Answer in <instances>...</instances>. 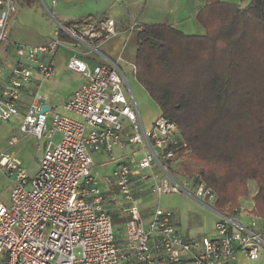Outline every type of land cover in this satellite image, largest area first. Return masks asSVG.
<instances>
[{
	"label": "built area",
	"instance_id": "2783aa9c",
	"mask_svg": "<svg viewBox=\"0 0 264 264\" xmlns=\"http://www.w3.org/2000/svg\"><path fill=\"white\" fill-rule=\"evenodd\" d=\"M14 11L11 0H0V128L17 121L20 132L45 143L33 175L18 157L0 151V168L14 174L8 202L0 199V264H232L240 251L249 260L264 254L263 218L252 213L243 224L220 212L213 189L197 174L179 170L186 143L177 124L158 113L145 128L117 63L90 66L68 41L111 36L113 19L58 24L47 42L15 43L2 57ZM62 48L71 50L65 67L82 77L63 101L74 116L53 111L38 91L52 76ZM16 140L12 135L8 144ZM128 144L140 158L130 154L118 161L109 180L93 170L94 153L114 160L113 147ZM111 185L127 204L122 235L115 233L105 206ZM149 191L184 193L203 204L216 216L214 232L184 236L173 211L159 205L144 214L138 200Z\"/></svg>",
	"mask_w": 264,
	"mask_h": 264
},
{
	"label": "trees",
	"instance_id": "16d2710c",
	"mask_svg": "<svg viewBox=\"0 0 264 264\" xmlns=\"http://www.w3.org/2000/svg\"><path fill=\"white\" fill-rule=\"evenodd\" d=\"M196 20L202 34L142 23L133 74L180 129L179 170L213 189L220 212L251 195L264 219V0L207 3Z\"/></svg>",
	"mask_w": 264,
	"mask_h": 264
},
{
	"label": "rangeland",
	"instance_id": "374dc122",
	"mask_svg": "<svg viewBox=\"0 0 264 264\" xmlns=\"http://www.w3.org/2000/svg\"><path fill=\"white\" fill-rule=\"evenodd\" d=\"M15 6V11L10 14L6 24L7 40L1 46V56L4 57L7 52H11L15 43L41 44L48 41L53 30L58 27L60 21H68L79 16L85 11L86 3H74L68 0H35L31 4L21 3L18 0H11ZM77 2V1H76ZM240 3H245L240 0ZM62 15V16H61ZM120 67L126 76L124 84L125 92L134 95L136 104L140 110V116L145 128H150L152 120L158 114L156 103L149 97L144 88L136 80L131 66L128 63H121ZM75 76L72 72L55 65L54 75L51 79L52 90L49 98L52 103L53 111L63 114H69L63 109V101L66 93L70 90L71 81ZM145 102V103H144ZM144 103V104H143ZM143 104V105H142ZM145 106V107H144ZM17 121L5 123L0 128V151H6L9 154L18 157L28 175H33L38 167V161L41 157V151L44 146V138L38 140L35 136L20 132ZM14 135L16 143L8 144V139ZM132 145H126L122 149L113 147V157L111 159L106 153H97L93 155V170L98 171L101 178L109 180L113 167L120 160H124L128 155L133 154L135 158L141 157L140 151H132ZM147 173V170H144ZM14 174L3 172L0 168V199L7 203L9 200V190L12 186ZM111 179V178H110ZM251 190L253 189L250 186ZM110 194L113 201L106 203V208L112 217V223L115 233L121 235V226L125 220L124 207L127 206L126 200L119 193L116 185H111ZM139 207H154L159 205L162 208H169L174 213L175 221L178 223L180 231L188 230L190 235L202 236L210 235L214 232L213 216L205 211L199 204L188 198L184 193L157 194L149 191L138 200ZM200 222L196 223V218ZM244 256L237 264H262L259 257L256 260Z\"/></svg>",
	"mask_w": 264,
	"mask_h": 264
},
{
	"label": "crops",
	"instance_id": "0c3cea01",
	"mask_svg": "<svg viewBox=\"0 0 264 264\" xmlns=\"http://www.w3.org/2000/svg\"><path fill=\"white\" fill-rule=\"evenodd\" d=\"M68 1H72L74 3H78V2L86 3L85 7L87 9L82 13H80L79 16L74 17L72 19H68V21L66 22L60 21L58 22L59 24L69 23L68 26H71V25H76L78 22H82V21L96 22L104 18H111L115 23V30H116L115 34L108 37L86 36L84 38V42H80V43H77V41L74 38L68 36L69 37L68 41L74 43L75 51L77 50L81 51L80 56L84 58L90 66H94L96 64L106 61L116 62L121 72L124 74V72L120 67L121 63L130 64L132 69L131 71L133 72L134 55L136 50V37L139 27L142 23H166L180 29L185 33L202 34L204 30L196 20V13L200 7H202L207 3L216 2V1H227V2L236 3L240 6H244L250 0H244L245 3L243 4L240 3V0H78L77 2L76 0H68ZM70 52L71 50L69 48H62L55 54L54 69H55V65L59 68L65 67V62ZM118 57H120L119 60H117ZM71 72L72 75L75 77L71 81L70 90L66 93L65 98L69 96L79 86V84L82 81V77L78 73L73 71ZM53 75H54V70L52 76L48 80L43 81L38 85V91L41 94L42 98L47 104L51 106L52 103L46 100V98H49L51 95L52 82H53V81L51 82V79ZM130 98L136 104L132 92L130 93ZM21 110L23 111V108H21ZM158 113H159V109H158ZM139 114H140V110H139ZM68 115L74 116L72 113H69ZM58 137L59 134H56L55 138L57 139ZM96 172L98 173V171ZM110 197H112L111 194H106V203L110 202L111 200ZM187 197L195 201L197 204H199L205 211L211 213V215L213 216V220L216 219V216L213 214L211 210H209L207 207H205L203 204L199 203L195 199L189 196ZM252 207H253V202L251 199V195L248 197L240 198L239 207L230 214L237 221L243 224H247L249 222L250 215L252 214L251 212ZM139 208L144 212V214H147L150 211V209L153 207L151 208L139 207ZM126 217L127 215L125 216V219ZM195 222L196 223L200 222L198 217L196 218ZM121 230H122L121 233L122 235L123 234L122 226H121ZM188 230H186L185 232L181 231V233L184 236H193L189 234ZM243 256L244 255L239 252L237 255V259L233 261L232 264H237V262H239V260ZM261 259H262V264H264V254L261 256Z\"/></svg>",
	"mask_w": 264,
	"mask_h": 264
},
{
	"label": "water",
	"instance_id": "95a60500",
	"mask_svg": "<svg viewBox=\"0 0 264 264\" xmlns=\"http://www.w3.org/2000/svg\"><path fill=\"white\" fill-rule=\"evenodd\" d=\"M47 107H48L47 105H43L42 108H41V110L42 111L47 110Z\"/></svg>",
	"mask_w": 264,
	"mask_h": 264
}]
</instances>
